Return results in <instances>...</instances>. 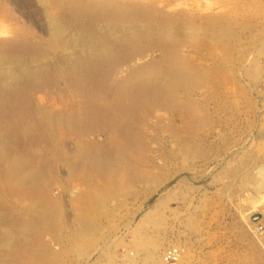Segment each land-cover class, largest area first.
Returning <instances> with one entry per match:
<instances>
[{
    "label": "rangeland",
    "instance_id": "1",
    "mask_svg": "<svg viewBox=\"0 0 264 264\" xmlns=\"http://www.w3.org/2000/svg\"><path fill=\"white\" fill-rule=\"evenodd\" d=\"M118 1L143 4L138 5L145 11L138 14L142 19L151 16L145 8L154 5L155 20L165 24L154 45L145 36L141 50L129 40L123 43L132 31L113 36L99 26L113 17V9L90 15L81 7L76 12L74 2L62 13L70 42L59 41L60 48L53 50L55 41L37 0H1L9 21L0 25V58L5 61L0 66V106H5L0 107V264H264V0ZM14 26L21 34L12 36ZM127 53L136 59L127 61ZM158 61L179 73L169 100H143L134 112L120 113L119 121L130 125L127 118L134 117V126L107 125L104 109L117 96L113 81ZM129 128L132 134L126 138ZM126 140L129 153L116 160ZM169 251L177 253L178 261L165 258Z\"/></svg>",
    "mask_w": 264,
    "mask_h": 264
},
{
    "label": "bare ground",
    "instance_id": "2",
    "mask_svg": "<svg viewBox=\"0 0 264 264\" xmlns=\"http://www.w3.org/2000/svg\"><path fill=\"white\" fill-rule=\"evenodd\" d=\"M38 2H39V4H41L42 6V8L44 9L43 11H44V15H45V18H46V20H47V28H48V33H50V37H52L51 39L53 40V41H55L54 42V46H53V50H57V49H59L60 48V46L61 45H58V43H60L59 41H65V43H68V41L70 42V38L72 37V34H70L71 36H69L68 37V34H67V31H68V27H67V25H66V23L64 22V20H63V17H62V13H63V10L66 8V7H68L69 5H67V4H70V3H74L75 2V9H76V12L80 9V7H81V9H85V10H87L89 13H90V15H94V14H96V15H99V14H101L103 11H105V10H107V9H109V8H111V9H113L114 11H115V13H114V15H112L113 17H110V18H112V19H106L107 21H106V23L105 22H103V20H102V22L104 23V24H102V22H101V25H99L101 28H105V29H107L108 31H110L111 33V35H113V36H116L117 35V33H124L125 32V34H128V32H131L132 31V33H131V35H132V37H130V38H126L125 39V35H124V39L122 38V40H123V43H125L126 42V40H129V41H131L132 42V44H130V45H137V47L141 50V47L142 46H140L141 45V40L143 39L142 37H146V38H148V39H150L149 41H150V43L151 44H153L154 45V43H156L155 41H156V38H157V36L159 35V31L160 32H162L161 31V29L163 28V27H165L164 25V23L162 22H158L157 20H155V18H157V16H158V13H157V15H156V10L154 9V5L153 6H150L149 4V7L148 8H145L146 10H147V12L149 11L150 12V14H151V16L150 17H148L146 14H144L145 16H147V18H139L138 17V14L140 15V12H142V11H140V9L142 8V7H139L138 5H125L124 3H122L121 4V1H118V0H52L53 1V3L51 2V0H37ZM130 1V0H129ZM140 3V2H139ZM142 3V2H141ZM143 5V4H142ZM141 5V6H142ZM147 7V6H146ZM152 11V12H151ZM161 11V10H160ZM162 11H163V9H162ZM129 12H131V13H133V16H131L130 15V13ZM145 11H143V13H144ZM160 13V12H159ZM80 14H81V12H80ZM134 14H136V16L134 15ZM149 14V15H150ZM162 14V13H161ZM5 15H8V12H7V9H6V7H5V5H4V2H1V0H0V25L2 24V23H5V22H7V21H9L6 17H5ZM43 15V14H42ZM72 15V14H71ZM163 15V14H162ZM165 16H166V14H164ZM160 16V15H159ZM44 17V16H43ZM70 17H72V16H70ZM87 17V16H86ZM95 17H97V16H95ZM142 17V16H141ZM160 17H162V16H160ZM168 17V16H167ZM76 18L77 17H75V20H76ZM163 18H165V17H163ZM64 19H65V17H64ZM96 19V18H95ZM100 19H102V17L100 18ZM115 19V20H114ZM166 19V18H165ZM99 20V19H98ZM142 20H144V21H142ZM162 20V19H161ZM66 21V20H65ZM73 21V20H72ZM95 22H96V20H94ZM138 21H140V22H138ZM71 22V21H70ZM88 22V21H87ZM145 22V23H144ZM8 23V22H7ZM73 23V22H72ZM78 23H80V21L78 22ZM86 23V22H85ZM10 24V23H9ZM75 24V23H74ZM81 24V23H80ZM128 24V25H127ZM13 25V24H12ZM88 25V24H87ZM98 25V24H97ZM2 26H3V24H2ZM75 26V25H74ZM127 26H129V27H127ZM14 27H16V26H14ZM13 27V28H14ZM22 27V26H21ZM0 28H2L1 26H0ZM7 28H8V26H7ZM11 29V31H12V36H13V34L16 36V35H19V34H21V32H22V29H18L17 27L16 28H14V29ZM78 28V27H77ZM92 28V27H91ZM93 28H94V25H93ZM164 29V28H163ZM76 30V29H75ZM74 30V31H75ZM79 30V29H78ZM81 30V29H80ZM10 31V32H11ZM84 31V30H83ZM103 31V30H102ZM78 32V31H77ZM80 33V32H79ZM86 33V32H85ZM91 33V32H90ZM81 34H83V32L81 31ZM87 34V33H86ZM96 34V33H95ZM9 35V34H8ZM90 35V34H89ZM100 35V34H99ZM103 35V34H102ZM105 35V34H104ZM119 35V34H118ZM130 35V34H129ZM161 35V34H160ZM88 36V35H87ZM10 37V36H9ZM8 37V38H9ZM28 37V36H27ZM81 37V36H80ZM89 37V36H88ZM91 37H93V36H91ZM105 37V36H104ZM13 38V37H12ZM11 38V39H12ZM29 38V37H28ZM31 38V37H30ZM29 38V39H30ZM43 38V37H42ZM78 38V37H77ZM102 38V37H101ZM112 38V37H111ZM110 38V39H111ZM1 39V38H0ZM27 39V38H26ZM32 39H34V38H32ZM41 39V38H40ZM44 39V38H43ZM46 39V38H45ZM82 39V38H81ZM80 39V40H81ZM98 39H100L99 37H98ZM109 39V38H108ZM121 39V38H120ZM118 40V41H120V42H122V40ZM132 39V40H131ZM147 39V40H148ZM7 40V39H6ZM9 40V39H8ZM28 40V39H27ZM35 40V39H34ZM42 40V39H41ZM72 40V39H71ZM75 40V39H74ZM103 40H106L105 38H103ZM5 41V40H4ZM14 41V40H13ZM93 41L94 40H92V43H91V40H90V43H91V47L89 48V49H91V51H92V53H95V48H96V46H95V48H94V45H93ZM143 41H145L144 39H143ZM6 42V41H5ZM12 42V41H11ZM25 42V41H24ZM28 42H29V40H28ZM32 42V41H31ZM43 42V41H42ZM51 42V41H50ZM72 42V41H71ZM75 43H77V40L76 41H74ZM103 42V41H102ZM111 42V41H110ZM113 42H114V40H113ZM116 42V41H115ZM21 43V42H20ZM26 43V42H25ZM47 43V42H46ZM53 43V42H52ZM126 43H129V42H126ZM24 44V43H23ZM79 44V43H78ZM81 44V43H80ZM100 44V43H99ZM105 44V43H104ZM108 44V42L106 43V45ZM111 44V43H110ZM145 44V43H144ZM16 45V44H15ZM18 45V44H17ZM44 45V44H43ZM62 45H63V43H62ZM65 46L67 45L68 46V44H64ZM69 45H71V44H69ZM82 45H84V44H82ZM112 45V44H111ZM14 46V45H13ZM12 46V47H13ZM28 46H30V45H28ZM35 46V45H34ZM32 47V48H35V47ZM38 46H40V45H38ZM51 46V45H50ZM64 46V47H65ZM66 46V47H67ZM73 46V45H72ZM88 46V45H87ZM87 46H86V48H87ZM99 46V45H98ZM121 46V45H120ZM125 46H127V45H125ZM125 46H123V47H125ZM3 47V46H2ZM10 47V46H9ZM23 46H21V49H24V48H22ZM41 47V46H40ZM39 47V48H40ZM83 47H85V46H83ZM107 47V46H106ZM110 47V46H109ZM108 47V48H109ZM122 47V46H121ZM128 47V46H127ZM143 47H145V46H143ZM5 48V47H4ZM14 48V47H13ZM12 48V49H13ZM16 48V47H15ZM42 48H44V47H42ZM41 48V49H42ZM52 48V47H51ZM73 48H75V47H73ZM100 48H102L101 46H100ZM100 48H98V49H100ZM126 48V47H125ZM135 48V47H134ZM137 48V49H138ZM10 49V48H9ZM38 49V48H37ZM45 49V48H44ZM66 49V48H65ZM97 49V48H96ZM124 49V48H123ZM130 49H132V48H130ZM4 50V49H3ZM52 50V51H53ZM61 50V49H60ZM73 50V49H72ZM83 50V48L81 49V51ZM102 50V49H101ZM113 50V49H112ZM115 50H116V48H115ZM117 50H118V48H117ZM122 49H120L119 51H121ZM133 50V49H132ZM0 51H1V49H0ZM13 51V50H12ZM15 51V50H14ZM17 51V50H16ZM20 51V50H19ZM26 51V50H25ZM30 51V50H29ZM43 51V50H42ZM64 51V50H63ZM67 51V50H66ZM79 51H80V49H79ZM88 51V50H87ZM97 51V50H96ZM107 51V50H106ZM134 51V50H133ZM2 52V51H1ZM9 52V51H8ZM22 52V51H21ZM30 52H32V51H30ZM34 52V51H33ZM40 52V51H39ZM65 52V51H64ZM74 52V51H73ZM89 52H90V50H89ZM103 52V51H102ZM113 52H114V50H113ZM123 52H124V50H123ZM140 52V51H139ZM141 52H143V51H141ZM15 53V52H14ZM17 53V52H16ZM24 53V52H23ZM37 53V52H36ZM42 53V52H41ZM52 53V52H51ZM97 53V52H96ZM138 53V52H137ZM13 54V53H12ZM28 54V53H27ZM77 54V53H76ZM75 54V55H76ZM103 54V53H102ZM141 54V53H140ZM143 54V56H144V53H142ZM141 54V55H142ZM1 55H3L2 53H1ZM5 55V54H4ZM14 55V54H13ZM22 55V54H21ZM20 55V56H21ZM40 55V54H39ZM38 54H37V56H39ZM42 55V54H41ZM47 55V54H46ZM59 55H61V54H59ZM72 55V54H71ZM101 55V54H100ZM107 55V54H106ZM109 55V54H108ZM134 55V54H133ZM133 55H131V54H129V53H127V55H125V58L127 59V61H132V60H134V59H136V57H134ZM26 56V55H25ZM66 56V55H65ZM87 56V55H86ZM95 56V55H94ZM102 56V55H101ZM104 56V55H103ZM121 56V55H120ZM136 56V55H135ZM138 56H139V54H138ZM11 57V56H10ZM51 57V56H50ZM80 57V56H79ZM106 57V56H105ZM119 57V56H118ZM118 57H117V59H118ZM123 57V56H122ZM142 57V56H141ZM2 58V57H1ZM0 58V66L1 67H3L4 65H5V61L3 60V59H1ZM17 58V57H16ZM28 58V57H27ZM33 58V57H32ZM43 58V57H42ZM45 58V57H44ZM49 58V57H48ZM54 58V57H53ZM59 58V57H58ZM85 58V57H84ZM89 58H90V56H89ZM88 58V59H89ZM114 58V57H113ZM120 58V57H119ZM6 59V58H5ZM9 59V58H8ZM45 59H47V58H45ZM66 59V58H65ZM72 59V58H71ZM76 59H78V58H76ZM109 59V58H108ZM108 59H107V61H108ZM116 59V60H117ZM122 59V58H121ZM124 59V58H123ZM28 61H29V59H27ZM33 60V59H32ZM35 60V59H34ZM38 60V59H37ZM62 60V59H61ZM64 60V59H63ZM96 60H98V58H96ZM106 60V59H105ZM111 60V59H110ZM114 60V59H113ZM138 60V59H137ZM14 61V60H13ZM42 61V60H41ZM70 61V60H69ZM83 61V60H82ZM88 61V60H87ZM93 61V60H92ZM91 61V62H92ZM106 61V62H107ZM139 61V60H138ZM137 61V62H138ZM11 62V61H10ZM17 62V61H16ZM19 62V61H18ZM26 62V61H25ZM33 62V61H32ZM37 62V61H36ZM65 62V61H64ZM63 61L61 62V63H64ZM84 62H86L85 60H84ZM96 62V61H95ZM102 62V61H101ZM104 62V61H103ZM109 62H111V61H109ZM147 62H149V61H147ZM153 62H155V61H153ZM157 62V61H156ZM159 62V61H158ZM6 63H8V62H6ZM23 63V62H22ZM34 63V62H33ZM32 63V64H33ZM42 63H43V61H42ZM55 63H57V62H55ZM54 63V64H55ZM67 63V62H66ZM74 63V62H73ZM89 63V62H88ZM98 63V62H97ZM96 63V64H97ZM132 63V62H131ZM143 63V62H142ZM150 63V62H149ZM18 64V63H17ZM30 64V63H29ZM46 64V63H45ZM53 64V65H54ZM59 64V63H58ZM75 64V63H74ZM78 64H79V62H78ZM87 64V63H86ZM90 64V63H89ZM101 64V63H100ZM100 64H99V66H100ZM108 64H111V63H107V65ZM114 64V63H113ZM122 64H123V62H122ZM136 64V63H135ZM16 65V64H15ZM25 65V64H24ZM56 65V64H55ZM60 65V64H59ZM81 65H83V63L81 64ZM101 65H103V64H101ZM105 65V64H104ZM118 65V64H117ZM121 65V64H120ZM126 65V64H125ZM131 65V64H130ZM8 66V65H7ZM19 66H22V65H19ZM18 66V67H19ZM26 66H27V64H26ZM41 66V65H40ZM61 66V65H60ZM60 66H59V68H60ZM65 66V65H64ZM67 66H68V63H67ZM72 66V65H71ZM71 66L69 67V68H71ZM89 66V65H88ZM92 66V65H91ZM95 66V65H94ZM110 66V65H109ZM114 66V65H113ZM122 66V65H121ZM134 66V65H133ZM132 66V67H133ZM136 66V65H135ZM147 66V68L145 69V68H141V67H137V68H134V69H132V72H131V74L128 76V77H126V78H123L122 80H120L119 79V81L118 80H116V81H113V84H114V86H113V89L115 90V89H117L116 90V92H114V93H117V96H115V98H113L112 100H110L109 102L108 101H106V102H108V104L106 105L107 107L105 108L104 107V105H102L105 109H104V116H103V118H104V122L107 124V125H109V126H112V127H117V125H119V123H120V126L119 127H121L122 128V126L123 125H126L127 123H124V121L122 120V121H119V115H120V113L122 114L123 112L125 113L126 111H128V110H130L131 111V113L132 112H134V110H137L140 106H142L143 104H142V101L143 100H146V101H151L150 99L151 98H155V100H158V101H167V100H163V99H168L169 100V96H170V94H171V96H172V93L174 92V90L176 89L175 87H174V85L176 84V80L178 79V77H179V73H178V71H176V70H174V68H173V66H172V68H171V65H166V64H164L163 62H159V63H152V64H150L149 66H148V64L146 65ZM10 67V66H9ZM33 67V66H32ZM36 67H37V65H36ZM48 67V66H47ZM51 67V66H50ZM128 67V66H127ZM16 68V67H15ZM14 68V69H15ZM25 68V67H24ZM23 68V69H24ZM40 68V67H39ZM55 68V67H54ZM63 68H65V67H63ZM73 68V67H72ZM74 68H75V66H74ZM73 68V69H74ZM86 68H87V66H86ZM117 68V67H116ZM5 69V68H4ZM22 69V70H23ZM37 69V68H36ZM35 69V70H36ZM43 69V68H42ZM45 69H47V68H45ZM61 69V68H60ZM68 69V68H67ZM73 69H72V71H73ZM77 69H80V68H77ZM77 69H76V71H77ZM94 69V68H93ZM108 69V68H107ZM121 69V68H120ZM7 70V69H6ZM19 70V69H18ZM21 70V71H22ZM54 70V69H53ZM62 70V69H61ZM85 70H88V69H85ZM96 70H97V68H96ZM122 70V69H121ZM174 70V71H173ZM4 71V70H3ZM13 71V70H12ZM25 71V70H24ZM24 71H22L23 73H24ZM26 71H27V69H26ZM33 71V70H32ZM45 71V70H44ZM47 71V70H46ZM59 71V70H58ZM66 71V70H65ZM90 71V70H89ZM109 71V70H108ZM111 71V70H110ZM116 71V70H115ZM130 71H131V69H130ZM129 71V72H130ZM14 72H16L15 70H14ZM34 72V71H33ZM67 72V71H66ZM91 72V71H90ZM112 72V71H111ZM120 72V71H119ZM128 72V73H129ZM1 73V72H0ZM18 73V72H17ZM35 73V72H34ZM41 73V72H40ZM39 73V74H40ZM44 73V72H43ZM61 73V72H60ZM70 72H68V74H69ZM75 73V72H74ZM81 73V72H80ZM92 73V72H91ZM95 72H93V74H94ZM115 73H118V72H115ZM115 73H113V74H115ZM20 74V73H19ZM18 74V75H19ZM32 74V73H31ZM50 74H51V72H50ZM62 74V73H61ZM72 74V73H71ZM78 74V73H77ZM76 74V75H77ZM124 74V73H123ZM11 76H12V74H10ZM14 75V74H13ZM21 75V74H20ZM33 75V74H32ZM64 75L65 76H67L66 74H65V72H64ZM73 75V74H72ZM75 75V74H74ZM72 76L70 79H72V78H74L75 76ZM82 75V74H81ZM111 75H112V73H111ZM116 75V74H115ZM3 76L4 77H7V75H4L3 74ZM11 76H9L8 78H10ZM24 76H25V74H24ZM27 76V75H26ZM25 76V77H26ZM38 76V75H37ZM47 76V75H46ZM50 76H52V75H50ZM105 76V75H104ZM109 76V75H108ZM124 76H126V74L124 75ZM15 77V76H14ZM17 77V76H16ZM28 77V76H27ZM29 77H30V75H29ZM48 77V76H47ZM54 77V76H53ZM58 77H60V76H58ZM70 77V76H69ZM81 77V76H80ZM87 77V75L85 76V78ZM89 77V76H88ZM115 77V76H114ZM12 78V77H11ZM10 78V79H11ZM19 78V77H18ZM17 78V79H18ZM23 78V77H22ZM38 78V77H37ZM43 78V77H42ZM78 77L76 76V79H77ZM82 78V77H81ZM84 78V79H85ZM110 78H112V77H110ZM9 79V80H10ZM16 79V78H15ZM14 79V80H15ZM32 79H33V77H32ZM70 79H67V80H70ZM113 79H115V78H113ZM8 80V79H7ZM45 80H48L47 78L45 79ZM50 80V79H49ZM52 80V79H51ZM55 80H57V79H55ZM54 80V81H55ZM64 80H65V78H64ZM83 80V79H82ZM89 80V79H88ZM105 80H107V79H105ZM3 81V80H2ZM12 81V80H11ZM17 81V80H16ZM21 81V80H20ZM24 81V80H23ZM28 81V80H27ZM26 81V82H27ZM71 81V80H70ZM87 81V80H86ZM90 81V80H89ZM103 81V80H102ZM102 81H99V82H101L102 83ZM8 82V81H7ZM15 82V81H14ZM17 82H19V80L17 81ZM26 82H25V84H26ZM37 82V81H36ZM65 82V81H64ZM67 82V81H66ZM94 82V81H93ZM98 82V81H97ZM109 82V81H108ZM108 82H106V83H108ZM42 83V82H41ZM74 83V82H73ZM78 83V82H77ZM83 83V82H82ZM8 84V83H7ZM14 84V83H13ZM17 84V83H16ZM24 84V83H23ZM22 84V85H23ZM39 84V83H38ZM46 84V83H45ZM51 84V83H50ZM54 84H55V82H54ZM66 84H68V83H66ZM74 84H76V83H74ZM83 84H85V82L83 83ZM86 84H88L87 82H86ZM85 84V85H86ZM92 84V83H91ZM180 84V83H179ZM3 85H4V83H3ZM9 85V84H8ZM31 85L33 86V84L31 83ZM84 85V86H85ZM92 85H94V84H92ZM100 85V84H99ZM103 85H104V83H103ZM7 86V85H6ZM12 86V85H11ZM11 86H10V88H11ZM17 86V85H16ZM35 86V85H34ZM38 86H40V85H38ZM14 87V86H13ZM12 87V88H13ZM77 87V86H76ZM89 87V86H88ZM103 86L101 85V88H102ZM110 87V86H109ZM117 87V88H116ZM1 88H2V91H3V89H5V87H2V85H1ZM11 88V89H12ZM22 88V87H21ZM73 88H74V86H73ZM78 88V87H77ZM80 88V87H79ZM107 88V87H106ZM10 89V90H11ZM26 89V88H25ZM33 89H35V88H33ZM75 89V88H74ZM85 89H88V88H86L85 87ZM97 89H99L98 87H97ZM14 90H15V88H14ZM36 90V89H35ZM89 90V89H88ZM90 90H93V89H90ZM104 90H105V88H104ZM104 90H103V92H104ZM109 90V89H108ZM111 90V89H110ZM48 91V90H47ZM47 91H45V93L47 92ZM81 91V90H80ZM94 91H96V90H94ZM99 91H101V89L99 90ZM98 91V92H99ZM113 91V90H112ZM4 92V91H3ZM8 92V91H7ZM6 92V93H7ZM78 92V91H77ZM83 92V91H82ZM86 92V91H85ZM102 92V91H101ZM5 93V94H6ZM17 93H19L18 91H17ZM33 93V92H32ZM36 93H37V91H36ZM48 93H49V91H48ZM94 93V92H93ZM100 93V92H99ZM112 94H113V92H111ZM8 95H9V93H7ZM54 94V93H53ZM52 94V95H53ZM75 94V93H74ZM95 94V93H94ZM98 94V93H97ZM96 94V95H97ZM104 94H105V92H104ZM107 94V93H106ZM3 95V94H2ZM92 95V94H91ZM91 95H90V98H91ZM108 95H109V93H108ZM32 96V95H31ZM105 96V95H104ZM2 97V96H1ZM20 97V96H19ZM63 98L65 97V96H62ZM61 97V98H62ZM81 97V96H80ZM87 97V96H86ZM9 98V97H8ZM11 98V97H10ZM14 98V97H13ZM28 98V97H27ZM52 98V97H51ZM75 98V97H74ZM73 98V99H74ZM89 98V97H88ZM89 98V99H90ZM97 98H98V96H97ZM110 98V97H109ZM18 99V98H17ZM96 99V98H95ZM6 100V99H5ZM10 100V99H9ZM9 100H8V102H9ZM19 100H20V98H19ZM25 100V99H24ZM53 100V99H52ZM56 100V99H55ZM99 100V99H98ZM102 100V99H101ZM106 100V99H105ZM104 100V101H105ZM63 101V100H62ZM65 101H68V100H65ZM73 101H75V100H73ZM96 101V100H95ZM20 102V101H19ZM31 102V101H30ZM80 102V101H79ZM83 102V101H82ZM100 102V101H99ZM16 103V102H15ZM26 103V102H25ZM40 103V102H39ZM53 103V102H52ZM67 103H69V102H67ZM85 103V102H84ZM93 103L95 104V102L93 101ZM92 103V104H93ZM103 103V102H102ZM132 104V105H130V104ZM3 104V103H2ZM1 104V106H3ZM7 104V103H6ZM9 104V103H8ZM46 104V103H45ZM44 104V105H45ZM48 104V103H47ZM54 104V103H53ZM91 104V106H93ZM103 104H106L105 102L103 103ZM5 105V104H4ZM17 105H18V103H17ZM40 105V104H39ZM43 105V104H42ZM55 105V104H54ZM67 105V104H66ZM75 105V104H74ZM96 105V104H95ZM99 104H97L96 106H98ZM0 106V107H1ZM10 106H13V104L12 105H10ZM16 106V105H15ZM29 106V105H28ZM48 106V105H47ZM50 106V105H49ZM56 106H58V105H56ZM88 106V105H87ZM90 106V105H89ZM88 106V107H89ZM100 106V105H99ZM99 106H98V108H99ZM3 107H5V106H3ZM53 107V106H52ZM61 107V106H60ZM59 107V108H60ZM67 107V106H66ZM78 107V106H77ZM86 106H84V108H85ZM94 107V106H93ZM7 108V107H6ZM5 108V109H6ZM40 107H38V109H39ZM50 108V107H49ZM54 108V107H53ZM56 108V107H55ZM87 108V107H86ZM97 107H95V109H96ZM15 109H17V108H14V110ZM43 109V108H42ZM42 109H41V111H42ZM90 109H91V107H90ZM95 109H93V110H95ZM101 110L103 109V108H100ZM3 110V109H2ZM8 110H9V108H8ZM13 110V111H14ZM19 110V109H18ZM35 110V109H34ZM40 110V109H39ZM60 110V109H59ZM83 110V109H82ZM92 110V111H93ZM5 111V110H4ZM20 111V110H19ZM65 111V110H64ZM84 111V110H83ZM91 111V110H90ZM97 111H99V109L97 110ZM16 112H17V110H16ZM39 112V111H38ZM46 112H47V110H46ZM75 112V111H74ZM82 112V111H81ZM100 112V111H99ZM98 112V113H99ZM4 113V112H3ZM6 113V112H5ZM51 113V112H50ZM53 113V112H52ZM51 113V114H52ZM65 113H66V111H65ZM70 113H71V111H70ZM101 113V112H100ZM131 113H127V115L128 114H131ZM8 114V113H7ZM23 114V113H22ZM40 114V113H39ZM54 114V113H53ZM77 114V113H76ZM80 113H78V115H79ZM86 114V113H85ZM93 114V113H92ZM10 115V114H9ZM15 115H17V114H15ZM41 115V114H40ZM44 115V114H43ZM46 115V114H45ZM80 115H83V114H80ZM87 115V114H86ZM28 116V115H27ZM61 116V115H60ZM84 116V115H83ZM82 116V117H83ZM88 116V115H87ZM95 116V115H94ZM99 116V115H98ZM41 117V116H40ZM39 117V118H40ZM44 117V116H43ZM50 117V116H49ZM90 117V116H89ZM97 117V116H96ZM127 117V116H126ZM52 118V117H51ZM69 118H71V117H69ZM98 118V117H97ZM2 119H3V117H2ZM1 119V120H2ZM22 119V118H21ZM31 119V118H30ZM45 119H46V117H45ZM61 119V118H60ZM87 119H89V118H87ZM92 119H94V118H92ZM102 119V118H101ZM4 120V119H3ZM72 120V119H71ZM127 120L128 121H131V123H132V125L134 126L135 124H136V120H135V118L134 117H132V116H129L128 118H127ZM16 121H17V119H16ZM34 121V120H33ZM40 121V120H39ZM63 121V120H62ZM68 121V120H67ZM97 121V120H96ZM25 122V121H24ZM41 122V121H40ZM44 122V121H43ZM51 122V121H50ZM57 122V121H56ZM59 122H60V120H59ZM93 122V121H92ZM4 123H6V121L4 122ZM8 123V122H7ZM44 123H46V122H44ZM49 123V122H48ZM68 123V122H67ZM71 123V122H70ZM79 123V122H78ZM10 124V123H9ZM8 124V125H9ZM15 125H16V123H14ZM19 124V123H18ZM57 124V123H56ZM44 125V124H43ZM59 125V124H58ZM127 125H129V126H132V125H130V124H127ZM126 125V126H127ZM6 126V125H5ZM13 126V125H12ZM39 126H40V124H39ZM3 127L4 126H2V129H3ZM11 127V126H10ZM19 127V126H18ZM34 127H37V126H34ZM47 127V126H46ZM70 127V126H69ZM90 127H92V126H90ZM14 128V127H13ZM47 129H48V127H47ZM4 130V129H3ZM7 130V129H6ZM32 130H33V128H32ZM37 130H38V127H37ZM122 130V129H121ZM0 131H1V129H0ZM5 131V130H4ZM8 131V130H7ZM13 131V130H12ZM39 131V130H38ZM50 131V130H49ZM59 131V130H58ZM87 131V130H86ZM3 132V131H2ZM43 132H44V130H43ZM126 133H127V136L125 135L124 137H126V138H130V135L132 134L131 133V131H130V128L127 130V131H125ZM7 133V132H6ZM6 133H4V134H6ZM9 133V132H8ZM11 133V132H10ZM25 133V132H24ZM59 133V132H58ZM122 133V132H121ZM15 134H16V132H15ZM22 134V133H21ZM26 134V133H25ZM44 134V133H43ZM82 134V133H81ZM109 134V133H108ZM18 135V134H17ZM17 135H15V136H17ZM35 135V134H34ZM85 135V134H84ZM8 136V135H7ZM23 136V135H22ZM32 136V135H31ZM50 136V135H49ZM55 136V135H54ZM110 140L111 139H113L114 140V143H116L117 142V140H116V137H115V135H111L110 134ZM123 136V135H122ZM6 137V136H5ZM4 137V138H5ZM28 137H29V135H28ZM56 137V136H55ZM58 137V136H57ZM78 137V136H77ZM81 137V136H80ZM2 138H3V136H2ZM1 138V136H0V139H2ZM7 138V137H6ZM18 138V137H17ZM64 138V137H63ZM14 139V138H13ZM16 139V138H15ZM24 139V138H23ZM22 139V140H23ZM41 139V138H40ZM74 139V138H73ZM17 140V139H16ZM53 140H54V138H53ZM55 140H56V138H55ZM62 141H63V139H61ZM86 140H88V139H86ZM12 141V140H11ZM33 141V140H32ZM47 141V140H46ZM60 141V140H59ZM80 141V140H79ZM79 141H76V142H79ZM85 141V140H84ZM3 141H1V144H3L2 143ZM8 142V141H7ZM17 142V141H16ZM21 143V142H20ZM24 143V142H23ZM57 143V142H56ZM110 143V142H109ZM119 143V142H118ZM8 144V143H7ZM64 144V143H63ZM79 145H80V143H78ZM121 144H123L122 145V148H123V153L121 154V153H118L117 155V158H116V160H120L121 159V157L122 156H125L126 155V153L128 152L129 153V151H127L128 150V147H129V141L128 140H126V143H120V145ZM21 145V144H20ZM24 145V144H23ZM57 145V144H56ZM87 145V144H86ZM5 146H7V145H5ZM88 146V145H87ZM112 146V145H111ZM30 147V146H29ZM38 147V146H37ZM44 147H46V146H44ZM99 147V146H98ZM10 148V147H9ZM79 148V147H78ZM119 148H120V146H119ZM2 149H4V148H2ZM6 149V148H5ZM13 149V148H12ZM57 149V148H56ZM81 149H83L82 148V146H81ZM112 149V148H111ZM11 150V149H10ZM27 150V149H26ZM30 150H31V148H30ZM45 150V149H44ZM47 150V149H46ZM51 150V149H50ZM85 150V149H84ZM102 150V149H101ZM110 150V149H109ZM108 150V151H109ZM118 150V149H117ZM116 150V151H117ZM34 151V150H33ZM36 151H37V149H36ZM80 151V150H79ZM88 151V150H87ZM105 151V150H104ZM16 152V151H15ZM24 152V151H23ZM26 152V151H25ZM49 152V151H48ZM47 152V153H48ZM72 152V151H71ZM77 152V151H76ZM86 152V151H85ZM97 152V151H96ZM99 152V151H98ZM18 153V152H17ZM28 153H30V152H28ZM40 153H41V151H40ZM46 153V152H45ZM74 153V152H73ZM81 153H84V152H82L81 151ZM2 154V153H1ZM16 154V153H15ZM26 154V153H25ZM24 154V155H25ZM77 154V157H78V152L76 153ZM99 155L98 156H100V152L98 153ZM103 154V153H102ZM49 155V154H48ZM80 155V154H79ZM83 155V154H82ZM106 155H107V152H106ZM110 155V154H109ZM4 156V155H3ZM7 156H8V154H7ZM7 156H6V158H7ZM12 156V155H11ZM34 156V155H33ZM38 156V155H37ZM44 156V155H43ZM54 156V155H53ZM67 156V155H66ZM72 155H70V157H71ZM75 156V155H74ZM105 156V155H104ZM15 157V156H14ZM17 157H20V156H17ZM23 157V156H22ZM46 157H47V154H46ZM46 157H44V159L46 158ZM55 157V156H54ZM67 157H69V156H67ZM69 157V158H70ZM93 157V156H92ZM16 158V157H15ZM31 158V157H30ZM39 158V157H38ZM43 158V157H42ZM41 158V159H42ZM49 158V157H48ZM53 158V157H52ZM51 158V159H52ZM88 158V157H87ZM103 158V157H102ZM111 158V157H110ZM26 159H28V158H26ZM47 159V158H46ZM66 159V158H65ZM68 159V158H67ZM101 159V158H100ZM106 159V158H105ZM1 160V159H0ZM6 160V159H5ZM7 160H8V158H7ZM15 160V159H14ZM13 160V161H14ZM17 160V159H16ZM25 160V159H24ZM24 160H20V161H24ZM32 160H33V158H32ZM71 160V159H70ZM76 160H78V159H76ZM26 161V160H25ZM34 161V160H33ZM40 161V160H39ZM47 161V160H46ZM5 162V161H4ZM7 162H9V161H7ZM18 162H19V160H18ZM18 162H15V163H18ZM32 162V161H31ZM34 162H36V161H34ZM49 162V161H48ZM81 162H83V161H81ZM1 163H2V160H1ZM21 163V162H20ZM24 163V162H23ZM22 163V164H23ZM43 163V162H42ZM44 163H46V162H44ZM69 163V162H68ZM68 163H67V165H68ZM4 164V163H3ZM10 164H12V163H10ZM32 164V163H31ZM111 164V163H110ZM5 165V164H4ZM8 165V164H7ZM17 165V164H16ZM19 165V164H18ZM17 165V166H18ZM36 165V164H35ZM73 165V164H72ZM109 165V164H108ZM40 167H41V165H39ZM70 166V165H69ZM75 166V165H74ZM73 166V167H74ZM23 167V166H22ZM30 167H31V165H30ZM32 167H33V164H32ZM51 167V166H50ZM86 167V166H85ZM103 167V166H102ZM9 168V167H8ZM14 168H15V166H14ZM36 168V167H35ZM70 168V167H69ZM13 169V168H12ZM16 169V168H15ZM24 169V168H23ZM31 169V168H30ZM37 169V168H36ZM40 169V168H39ZM38 169V170H39ZM52 169V168H51ZM71 169V168H70ZM73 169V168H72ZM100 169V168H99ZM110 169H112V167L110 168ZM1 170V169H0ZM6 170V169H5ZM14 170V169H13ZM19 170V169H18ZM20 170H22V169H20ZM19 170V171H20ZM38 170H36V171H38ZM49 170V169H48ZM87 170H88V168H87ZM115 170V169H114ZM118 170V169H117ZM8 171V170H7ZM6 171V172H7ZM85 171H86V169H85ZM119 171V170H118ZM5 171H3V173H4ZM11 172V171H10ZM9 172V173H10ZM30 172V171H29ZM88 172V171H87ZM107 172V171H106ZM113 172V171H112ZM114 172H116V171H114ZM113 172V173H114ZM2 173V174H3ZM8 173V172H7ZM22 174L24 173L23 171L21 172ZM45 173V172H44ZM261 173V172H260ZM11 174V173H10ZM17 174H18V171H17ZM21 174V175H22ZM29 174V173H28ZM27 174V175H28ZM31 174H34V173H31ZM35 174H37L36 172H35ZM39 174H41V173H39ZM78 174V173H77ZM88 174V173H87ZM96 174V173H95ZM103 174V173H102ZM106 174V173H105ZM104 174V175H105ZM9 175V174H8ZM15 175V174H14ZM30 175V174H29ZM90 175H91V173H90ZM93 175V174H92ZM97 175V174H96ZM103 175V176H104ZM107 175H109V172H108V174ZM12 176H13V174H12ZM36 176V175H35ZM34 176V177H35ZM42 177H44L43 175H41ZM0 177H1V175H0ZM6 177H7V175H6ZM5 177V178H6ZM23 177V176H22ZM21 177V178H22ZM27 177V176H26ZM13 178V177H12ZM16 178V177H15ZM30 179H31V181L32 180H34L33 179V177H29ZM28 178V179H29ZM40 178V177H39ZM27 179V180H28ZM41 179V178H40ZM5 180H7V181H5V183L7 184V182H8V180L9 179H5ZM10 180H11V178H10ZM22 180H24V179H22ZM98 180V179H97ZM13 181V180H12ZM20 182V181H19ZM24 182V181H23ZM30 182V181H29ZM35 182V181H34ZM1 183V182H0ZM9 183V182H8ZM22 183V182H21ZM92 183V182H91ZM96 183V182H95ZM3 184V183H2ZM12 186H13V183L11 182L10 183ZM9 184V185H10ZM23 184V183H22ZM26 184H28V183H26ZM25 184V185H26ZM15 185V184H14ZM29 185V184H28ZM35 185V184H34ZM4 186H6V185H4ZM11 187V186H10ZM28 187V186H27ZM31 187V186H30ZM34 187H36V186H34ZM106 187H108V185H106ZM1 188V187H0ZM4 188V187H3ZM20 188V187H19ZM10 189V188H9ZM38 189V188H37ZM36 189V190H37ZM5 190V189H4ZM12 190V189H11ZM19 190V189H18ZM18 190H16L17 192H18ZM29 190V189H28ZM13 191V190H12ZM14 191H15V189H14ZM20 191H22V190H20ZM90 191V190H89ZM5 192V191H4ZM20 192H18V194H19ZM45 193V192H44ZM43 193V194H44ZM9 193H7V195H8ZM10 194H12V192H10ZM9 194V195H10ZM40 194V193H39ZM3 195V194H2ZM6 195V194H5ZM20 195H23V194H20ZM26 195V194H25ZM37 195V194H36ZM45 195V194H44ZM24 196V195H23ZM28 196V195H27ZM9 197H11V196H9ZM20 197H22V196H20ZM32 197H33V195H32ZM35 197V196H34ZM33 197V198H34ZM38 197V196H37ZM44 197V196H43ZM5 198V197H4ZM11 198H13V196L11 197ZM25 198V197H24ZM23 198V199H24ZM39 198V197H38ZM42 198V197H41ZM14 199V198H13ZM44 199V198H43ZM21 200V199H20ZM29 200H31V199H29ZM37 200V199H36ZM90 201H91V199H89ZM6 201V200H5ZM14 201H16V200H14ZM22 201V200H21ZM25 201V200H24ZM35 201V200H34ZM39 202V201H38ZM92 202V201H91ZM255 202V201H254ZM4 203V202H3ZM26 203H27V201H26ZM30 203V202H29ZM10 204V203H9ZM47 204V203H46ZM89 204V203H88ZM11 205V204H10ZM34 205V204H33ZM83 205V204H82ZM90 205H92V204H90ZM43 206V205H42ZM42 206H41V208H42ZM45 206V205H44ZM48 206V205H47ZM54 206V205H53ZM84 206V205H83ZM39 207V206H38ZM37 208V207H36ZM44 208V207H43ZM52 208V207H51ZM57 208H58V206H57ZM13 209V208H12ZM16 209V208H15ZM30 209H31V207H30ZM47 209V208H46ZM2 210V209H1ZM3 210H5V209H3ZM7 210V209H6ZM6 210H5V212H6ZM14 210V209H13ZM23 210V209H22ZM21 210V211H22ZM42 211H44L43 209H42ZM41 211V212H42ZM52 211H54V208H52ZM16 212V211H15ZM33 212V211H32ZM45 212V211H44ZM12 213V212H11ZM17 213V212H16ZM30 213V212H29ZM53 213V212H52ZM0 214H1V212H0ZM38 214V213H37ZM45 214V213H44ZM50 214V213H49ZM54 214V213H53ZM8 215H10V214H8ZM21 215V214H20ZM26 215V214H25ZM38 215H40V213L38 214ZM38 215H36V216H38ZM58 215V214H57ZM3 216H5V215H3ZM12 216V215H11ZM27 216V215H26ZM6 217V216H5ZM16 217V216H15ZM21 217H22V215H21ZM31 217H32V214H31ZM24 218V217H23ZM29 218V217H28ZM33 218V217H32ZM31 218V219H32ZM45 218V217H44ZM47 218H48V216H47ZM54 218H56V217H54ZM39 219V218H38ZM4 220V219H3ZM15 220V219H14ZM46 220V219H45ZM54 220V219H53ZM52 220V221H53ZM21 221V220H20ZM41 221V220H40ZM7 222V221H6ZM15 222H16V220H15ZM50 222V221H49ZM88 222V221H87ZM9 223V222H8ZM22 223V222H21ZM21 223H20V225H21ZM30 223H31V221H30ZM39 223H41V222H39ZM5 224V223H4ZM13 224H14V222H13ZM18 224V223H17ZM27 224H28V222H27ZM43 224V223H42ZM47 224V223H46ZM49 224V223H48ZM51 224H52V222H51ZM1 225V224H0ZM3 226V225H2ZM10 226H11V223H10ZM18 226V225H17ZM30 226V225H29ZM16 227V226H15ZM26 227V226H25ZM25 227H23V228H25ZM47 227V226H46ZM12 228V227H11ZM21 228V227H20ZM35 228H36V226H35ZM1 229V228H0ZM16 229V228H15ZM26 229H27V227H26ZM54 229V228H53ZM5 230V229H4ZM3 230V231H4ZM7 230V229H6ZM5 230V231H6ZM17 230V229H16ZM20 231H21V229H19ZM25 229H23L22 231H24ZM257 230V229H256ZM259 231H261V230H259ZM13 232V231H12ZM17 232H18V230H17ZM241 233V232H240ZM260 233V232H259ZM19 234V233H18ZM33 234V233H32ZM15 235V234H14ZM14 235H12V236H14ZM20 235V234H19ZM21 235H22V233H21ZM26 235H29V234H26ZM41 235V234H40ZM258 235V234H257ZM262 235V234H261ZM42 236V235H41ZM242 236V235H241ZM3 237V236H2ZM17 237V236H16ZM25 237V236H24ZM84 237V236H83ZM248 237V236H247ZM26 238V237H25ZM243 237H241V239H242ZM245 238V237H244ZM263 238V237H262ZM6 239H8L7 237H6ZM5 239V240H6ZM23 239V238H22ZM28 239V238H27ZM89 239V238H88ZM260 239V238H259ZM9 241H11L10 239H8ZM24 240V239H23ZM34 240V239H33ZM2 241V240H1ZM14 241H16V240H14ZM20 241V240H19ZM26 241V240H25ZM264 242V241H263ZM13 243V242H12ZM20 243V242H19ZM262 243V242H261ZM263 244V243H262ZM3 245V244H2ZM10 245V244H9ZM14 245V244H13ZM38 245V244H37ZM250 245V244H249ZM252 245V244H251ZM3 246H7V245H5V243H4V245ZM36 246V245H35ZM14 247V246H13ZM22 247V246H21ZM39 247V246H38ZM2 248H4V247H2ZM17 248H19L18 246H17ZM31 248V247H30ZM36 248V247H35ZM252 250V249H251ZM255 250V249H254ZM7 251V250H6ZM31 251V250H30ZM45 251V250H44ZM34 252V251H33ZM256 252V251H255ZM9 253H10V251H9ZM16 253V252H15ZM252 253H254V252H252ZM4 254V253H3ZM12 254H13V252H12ZM28 254V253H27ZM32 254V253H31ZM9 255V254H8ZM8 255H5L6 257L8 256ZM14 255V254H13ZM168 255V254H167ZM10 256H12L11 254H10ZM9 257V256H8ZM60 257V255L58 256V258ZM258 257V256H257ZM5 259V258H4ZM18 259V258H17ZM25 259V258H24ZM46 259V258H45ZM56 259V258H55ZM54 259V260H55ZM259 259V258H258ZM263 259V258H262ZM23 260V259H22ZM57 260V259H56ZM55 260V261H56ZM4 261H6V260H4ZM19 261V260H18ZM25 261V260H24ZM54 261V262H55ZM58 261V260H57ZM254 261H255V259H254ZM9 262V261H8ZM5 263H7V262H5ZM26 263H27V260H26ZM255 263H256V261H255ZM10 264V263H9ZM257 264V263H256Z\"/></svg>",
    "mask_w": 264,
    "mask_h": 264
},
{
    "label": "built area",
    "instance_id": "3",
    "mask_svg": "<svg viewBox=\"0 0 264 264\" xmlns=\"http://www.w3.org/2000/svg\"><path fill=\"white\" fill-rule=\"evenodd\" d=\"M165 258H167V260H173V261H178V255H177V253L174 251H169L168 252V255L165 257Z\"/></svg>",
    "mask_w": 264,
    "mask_h": 264
}]
</instances>
